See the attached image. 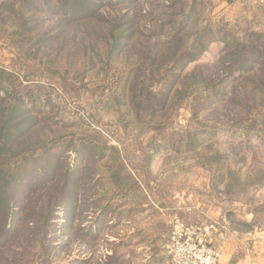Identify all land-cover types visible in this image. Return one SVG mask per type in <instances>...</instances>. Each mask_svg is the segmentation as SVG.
Returning a JSON list of instances; mask_svg holds the SVG:
<instances>
[{"label":"rangeland","instance_id":"obj_1","mask_svg":"<svg viewBox=\"0 0 264 264\" xmlns=\"http://www.w3.org/2000/svg\"><path fill=\"white\" fill-rule=\"evenodd\" d=\"M66 1L27 9L22 36L0 24V72L12 76L0 73V264H167L174 218L222 224L258 255L264 88L253 92L264 75L212 65L226 51L264 50V3L72 0L82 19L65 29ZM112 18L130 55L111 54L98 34ZM180 21L181 40L163 46ZM60 28L67 45L55 38L48 51L38 37ZM203 35L194 59L169 55L198 52ZM139 65L151 93L141 108L127 82Z\"/></svg>","mask_w":264,"mask_h":264},{"label":"trees","instance_id":"obj_2","mask_svg":"<svg viewBox=\"0 0 264 264\" xmlns=\"http://www.w3.org/2000/svg\"><path fill=\"white\" fill-rule=\"evenodd\" d=\"M19 1V0H18ZM46 0H20L19 6H17V4H13V3H2L0 4V24H2L3 22H6L5 20H8L9 22H11V24L15 25V27H17V30L13 31V34H19V36L23 35V32L27 29L26 28V24L28 22H30L31 20H29L28 18H25V14L27 9L30 10L33 9V11L37 10L36 6L39 2L46 4L47 2H45ZM54 1V0H52ZM70 1L72 0H67L66 2H64L62 4V7H60V11H65L63 12L61 18L64 22L60 23V25H64L65 29L69 27L68 24L71 23H76L79 18H81L79 14H69V11L72 9H75L76 7H80L79 5H73L72 7L69 6L70 5ZM179 0H176L175 3H178ZM55 3V2H52ZM174 4V3H173ZM56 5V3L54 4ZM49 6V5H48ZM47 6V7H48ZM57 7V6H56ZM59 9V8H57ZM87 15V14H86ZM82 19V18H81ZM108 25V27H107ZM126 25V24H125ZM110 26V27H109ZM122 27V23L120 24L119 21L116 18H112L111 21L109 22H97V31L99 32L98 34L100 35V37L104 40H106V47L107 49H109L108 52H110L111 54L114 53V55L117 53L122 54L124 53L125 55H130L131 52V48H132V44L130 42H128L127 44L123 43V41H126L127 39H130L131 36L130 34H128L126 36V38H124L125 36L123 34H119L118 32L121 31ZM182 28H183V21H180L178 23L177 28H174V33H172L171 35L166 36L165 38V42H163V46L168 45V46H172L173 44H176L178 41L181 40V36L183 35L182 33ZM65 29L60 28L59 30L55 31L53 34H49L48 32H43L41 37L39 38V41L41 42H46V47L49 46L50 43H53V39L57 38V41L61 42L63 41V39H65V45H67V41L69 40L70 37H68V34L66 35ZM129 30V28H127ZM74 32H72L71 36L73 35ZM111 39L112 43L107 40ZM205 35L201 36V38L197 41L198 43H200V50L198 52H189V53H183V54H178L177 56H175V52H171L169 53V55H171L172 57H177V61L176 63L179 62H187L189 60L194 59L196 56L200 55L202 52L205 51L207 44L210 43L209 40H205ZM259 37V36H258ZM72 39L75 41L76 37H72ZM50 41V42H49ZM56 41V40H55ZM62 45V44H61ZM161 45V44H160ZM48 48V47H47ZM249 48H253L251 45L249 46ZM248 47H246L245 51L242 52H237L235 50L232 51H226V53L222 54L221 58L219 60V62H214L212 66H214L216 68V66H223L225 64V62H229L228 66L229 68L233 67L234 70L236 69H242V70H249V72H251L252 74L255 73H259L264 75V50H255L253 52L247 51L249 49ZM264 48V46H263ZM50 51V49H52L51 47L48 48ZM60 53V50L58 51L57 55ZM142 57V55H140ZM146 57V55H145ZM253 62L256 63L257 66L256 68H251L252 65L249 64V62ZM208 67H210L208 65ZM246 67V68H245ZM207 68V67H205ZM142 69V67L139 65L137 68H133L132 70L128 71V74H132V76L128 77L127 76V82L131 83V91L132 89H134V93L136 94V99L135 100H131L133 103L135 101V105L137 108H141L143 106V102L140 99L141 97H145V96H150L151 93H146L144 95V90L143 87L139 86L137 84V76ZM247 70V72H248ZM131 72V73H130ZM1 73V72H0ZM3 75H6L7 77H12L9 74H5V73H1ZM208 77V76H207ZM258 80L259 77L257 76ZM194 79H198L200 81L201 84L206 85L207 84V78L204 77V75L202 74H198L195 73L194 74ZM130 87V84H129ZM264 88V80H259V82L257 83V85L254 87V92L255 93V89L257 91H260ZM228 100V99H227ZM161 103H164V100H162V98L159 100ZM6 135V134H5ZM6 137V136H5ZM7 138V137H6ZM3 264V263H1ZM8 264H20L19 262H10Z\"/></svg>","mask_w":264,"mask_h":264},{"label":"built area","instance_id":"obj_3","mask_svg":"<svg viewBox=\"0 0 264 264\" xmlns=\"http://www.w3.org/2000/svg\"><path fill=\"white\" fill-rule=\"evenodd\" d=\"M254 235L264 236L255 230ZM227 229L217 222L187 223L174 218L164 247L167 264H220Z\"/></svg>","mask_w":264,"mask_h":264},{"label":"crops","instance_id":"obj_4","mask_svg":"<svg viewBox=\"0 0 264 264\" xmlns=\"http://www.w3.org/2000/svg\"><path fill=\"white\" fill-rule=\"evenodd\" d=\"M259 1L264 3V0ZM224 241L220 246V264H264V244L260 246L258 255H250L245 248L250 247V243L238 238L234 233Z\"/></svg>","mask_w":264,"mask_h":264}]
</instances>
